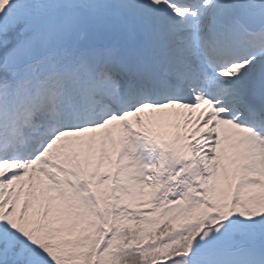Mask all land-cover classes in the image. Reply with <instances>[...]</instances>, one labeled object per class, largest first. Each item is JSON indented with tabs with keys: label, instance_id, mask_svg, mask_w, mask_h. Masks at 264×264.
Masks as SVG:
<instances>
[{
	"label": "snow or ice",
	"instance_id": "1",
	"mask_svg": "<svg viewBox=\"0 0 264 264\" xmlns=\"http://www.w3.org/2000/svg\"><path fill=\"white\" fill-rule=\"evenodd\" d=\"M0 264H264V0H0Z\"/></svg>",
	"mask_w": 264,
	"mask_h": 264
},
{
	"label": "rangeland",
	"instance_id": "2",
	"mask_svg": "<svg viewBox=\"0 0 264 264\" xmlns=\"http://www.w3.org/2000/svg\"><path fill=\"white\" fill-rule=\"evenodd\" d=\"M174 124H175V119H166L165 121H163V126L158 130L164 131V132L176 131L177 129L175 128ZM134 127H138V126L134 125ZM189 127H191V125H189Z\"/></svg>",
	"mask_w": 264,
	"mask_h": 264
}]
</instances>
